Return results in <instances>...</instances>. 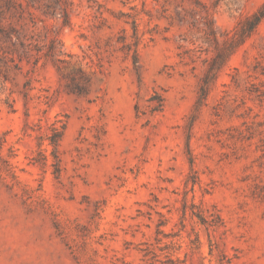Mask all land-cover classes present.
Wrapping results in <instances>:
<instances>
[{
  "label": "rangeland",
  "instance_id": "obj_1",
  "mask_svg": "<svg viewBox=\"0 0 264 264\" xmlns=\"http://www.w3.org/2000/svg\"><path fill=\"white\" fill-rule=\"evenodd\" d=\"M7 1L0 264H264V0Z\"/></svg>",
  "mask_w": 264,
  "mask_h": 264
},
{
  "label": "trees",
  "instance_id": "obj_2",
  "mask_svg": "<svg viewBox=\"0 0 264 264\" xmlns=\"http://www.w3.org/2000/svg\"><path fill=\"white\" fill-rule=\"evenodd\" d=\"M2 2H4V7L5 9H9L11 7V3L7 0H1ZM55 2H59V0H55ZM2 13V12H1ZM264 17V9L258 11L256 14H254L252 16V18L249 20V30L253 29L254 27H256V25L259 24V22L262 20V18ZM61 18H62V22L65 25H68V15H67V11L64 9H62L61 11ZM9 32H6L3 29H0V34L2 36H4L5 38L9 39L11 41L12 39V34L16 35V40H17V45L19 46V48L21 49L23 54H27L28 50H27V45L22 42L19 37L17 36V32L12 28L9 27ZM13 43V42H12ZM15 45V44H13ZM59 134H56L52 139H50V145L53 146V148H55L57 146V142H58V138H59ZM53 156H54V151L52 152Z\"/></svg>",
  "mask_w": 264,
  "mask_h": 264
}]
</instances>
